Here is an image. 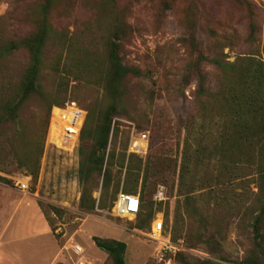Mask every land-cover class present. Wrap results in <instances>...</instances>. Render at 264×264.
Masks as SVG:
<instances>
[{"label":"rangeland","instance_id":"rangeland-1","mask_svg":"<svg viewBox=\"0 0 264 264\" xmlns=\"http://www.w3.org/2000/svg\"><path fill=\"white\" fill-rule=\"evenodd\" d=\"M250 1L258 11L259 39L254 43L246 40L245 15L231 9L230 0L53 2L49 21L54 30L43 49L40 87L20 108L16 122L0 125V150L8 152L0 160L6 163L0 164V175L11 181L0 182V232L4 229L0 249L7 254L3 264H104L106 253L94 244L93 236L125 242L126 264H181L178 252L187 255L185 264H244L250 257L264 264V249L254 243L249 226L256 208L254 203L248 208L258 191L256 175L234 179L227 188L220 181H205L212 173L200 169L194 170L187 185H179L178 179L183 120L196 111L197 79L187 70L194 54L186 38L194 35L209 58L233 61L242 52L262 57L264 0ZM38 12V0H0V42L31 33ZM114 28L120 30L123 64L137 69L139 75L128 74L124 79L125 91L106 148V154L126 148L123 166L111 167L119 180L118 190L112 201L110 194L105 198L108 207L99 208L102 177L95 176L88 185L95 206L85 211L80 207L82 187L77 175L80 137L71 145L56 144L61 138L51 137L53 109L66 102L83 109L86 119L88 109L107 106L110 100L100 81V68L105 40ZM27 60L24 49L0 58V84L7 86L0 89V99L14 95ZM201 67L206 86L213 88L220 77L218 69L210 61ZM55 98L60 99L58 103H53ZM132 125L133 136L147 133V147L139 154L129 151ZM28 142L43 146L35 177L13 165ZM129 154L133 156L128 159ZM25 176H29L27 189H20L17 183L24 182ZM129 188L143 195L145 204L139 214L115 216L114 200L119 191ZM182 192L192 196L189 212ZM222 192L229 193L231 200L217 206L214 200ZM241 193L249 199L247 207L235 203ZM146 210L150 221L136 228ZM176 212L179 233L174 235ZM158 219L163 224L161 242L149 236ZM75 244L81 252L74 251Z\"/></svg>","mask_w":264,"mask_h":264},{"label":"trees","instance_id":"trees-1","mask_svg":"<svg viewBox=\"0 0 264 264\" xmlns=\"http://www.w3.org/2000/svg\"><path fill=\"white\" fill-rule=\"evenodd\" d=\"M38 1L39 16L35 20L34 30L16 40L2 39L0 42L1 59L20 49L26 50L28 56L27 64L13 90L14 95L11 98L0 99V125L9 121L16 122L20 108L40 87L39 74L43 65V49L54 30L49 21V14L55 0ZM105 1L112 4L115 0ZM230 8L245 15L248 27L246 40L249 43L257 41L258 11L254 4L250 0H230ZM116 29L114 28L111 38L105 40V60L100 68V81L110 101L102 109H88L77 147L79 156L77 175L82 187L80 207L85 211H91L95 206V200L90 197L88 188L95 176L102 177L101 195L97 206L108 207L105 198L110 194L112 201L119 187V180L112 175L111 167L115 163L122 167L126 157L125 147L118 153L113 149L106 154L113 117L119 111L118 106L121 105L125 91L124 79L128 74L139 75L137 69L123 64L120 55V30ZM207 32L216 33L215 30H207ZM195 39L192 34L186 38L194 54V58L187 65V70L194 73L197 79L196 111L183 120L184 135L178 169L179 185H187L196 169H200L205 174L212 173V176L206 177L205 181L207 179L220 181L225 188L231 186L234 179L244 180L248 174L256 175L258 191L254 193L255 198L250 200L248 206L251 208L254 203L256 208L249 218V226L254 243L264 249V43L262 57L256 52H242L235 60L227 61L219 56L212 58L206 56ZM204 61L214 63L220 75L211 89L206 86V76L201 67ZM6 87L4 83L0 84V89ZM59 100L55 98L53 103H58ZM65 104L66 102L61 105ZM42 150V144L25 143L21 156L16 157L13 165L18 169L27 170L35 177ZM3 154L6 155L8 152L0 150V160H3ZM129 155L128 159L133 156V154ZM0 164L6 163L0 161ZM0 182L11 183L8 178L1 175ZM132 190L129 188L126 193H134L135 191ZM181 194L189 212L192 196L186 192ZM142 197L139 195L141 207L145 204ZM229 200H231L230 194L224 192L221 197L215 198L214 204L222 206L228 204ZM235 200L236 205L243 208L247 207L246 201L249 199L241 193ZM175 216L172 225L174 235L179 233L176 222L177 212ZM150 218L151 213L146 210L135 223V227L141 229ZM199 220L204 219L200 216ZM203 225L206 228L205 224ZM92 240L98 248L105 251L104 264H126L125 242L98 236H93ZM176 259L181 264L188 263L187 255L182 252L176 253ZM197 261L202 263L204 260ZM243 263L262 264L255 257L246 258Z\"/></svg>","mask_w":264,"mask_h":264},{"label":"built area","instance_id":"built-area-1","mask_svg":"<svg viewBox=\"0 0 264 264\" xmlns=\"http://www.w3.org/2000/svg\"><path fill=\"white\" fill-rule=\"evenodd\" d=\"M58 109L59 111L53 120V124H55L59 130L58 137L61 138L60 141L62 144L73 143V141L77 140L79 137L85 119V111L69 103L58 107ZM131 131L132 137L130 138L129 149L132 147V150L137 154L144 152L147 147V133L142 131L139 136H133L135 133V127L133 125ZM141 142H144V145H141ZM28 177L29 176H25L26 180H24V182L17 183L20 189H27ZM140 208L141 201L138 194L119 191L114 200L112 210L115 216L123 217L129 214H137ZM154 222L155 224L151 227L149 236L161 242L159 236L162 231V219L155 220ZM156 234L157 236H155ZM72 248L75 252H81L82 250L78 244L73 245Z\"/></svg>","mask_w":264,"mask_h":264},{"label":"bare ground","instance_id":"bare-ground-1","mask_svg":"<svg viewBox=\"0 0 264 264\" xmlns=\"http://www.w3.org/2000/svg\"><path fill=\"white\" fill-rule=\"evenodd\" d=\"M58 111H59V109L58 108H54L53 109V113L55 114V116L57 115V113H58ZM55 125V124H54ZM54 125H51L52 126V129H51V137H55L56 139H58L57 137H58V128H54ZM56 126V125H55ZM52 140V139H51ZM60 139H58V141L56 142V144H58V146H63L64 144H62V142L61 141H59ZM69 145H71V143H69ZM141 145H144V142H141ZM63 148V147H62ZM129 151L131 152V153H136V152H134L133 150H132V147H130V149H129ZM137 154V153H136Z\"/></svg>","mask_w":264,"mask_h":264},{"label":"crops","instance_id":"crops-1","mask_svg":"<svg viewBox=\"0 0 264 264\" xmlns=\"http://www.w3.org/2000/svg\"><path fill=\"white\" fill-rule=\"evenodd\" d=\"M7 222H8V220L5 222V225ZM1 234L2 235L4 234V229H2V231L0 232V237L2 236ZM0 247H1V243H0ZM6 255H7L6 252H4L2 249H0V264H3L2 262L5 259V257H7Z\"/></svg>","mask_w":264,"mask_h":264}]
</instances>
